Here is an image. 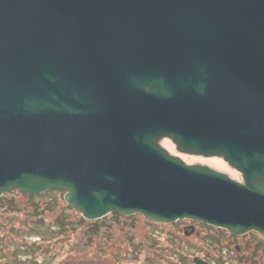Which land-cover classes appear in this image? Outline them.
Instances as JSON below:
<instances>
[{"label":"water","instance_id":"95a60500","mask_svg":"<svg viewBox=\"0 0 264 264\" xmlns=\"http://www.w3.org/2000/svg\"><path fill=\"white\" fill-rule=\"evenodd\" d=\"M164 137L239 171L264 160V0H0V196L264 235L262 182L186 164Z\"/></svg>","mask_w":264,"mask_h":264},{"label":"rangeland","instance_id":"374dc122","mask_svg":"<svg viewBox=\"0 0 264 264\" xmlns=\"http://www.w3.org/2000/svg\"><path fill=\"white\" fill-rule=\"evenodd\" d=\"M189 157L181 156L185 163L217 168L205 158ZM31 194L12 189L0 196V264H194V257L208 264H264L259 232L233 236L186 219L155 228L139 214L92 221L64 201L65 191ZM60 217L63 224L53 225ZM190 224L192 233L186 236L183 229Z\"/></svg>","mask_w":264,"mask_h":264},{"label":"bare ground","instance_id":"6f19581e","mask_svg":"<svg viewBox=\"0 0 264 264\" xmlns=\"http://www.w3.org/2000/svg\"><path fill=\"white\" fill-rule=\"evenodd\" d=\"M263 124V123H262ZM226 135H224V137H225ZM236 136L238 137L239 136V133H236ZM226 139H227V137H226ZM253 141H254V138H253ZM159 144L161 145V147H162V149L163 150H165L170 156H173V157H176V156H178V157H180L181 158V156H183V157H187V155H190V157H197V159L200 157V159L202 160V158H205L204 160H206V161H208L209 163L210 162H212V163H214L216 166H217V168L215 169V168H213V167H211V166H208V165H206V164H202V163H197V164H195V165H202V166H207L209 169H211V170H213V171H215V172H217V173H219V174H225L226 176H228L232 181L234 180V181H236V182H238L239 184H244L243 183V176H246V177H248L249 176V179L251 180V181H253L254 183L256 182V181H259V182H262V184H264V179L262 178L263 176L262 175H264V160H262V158L261 157H259L258 156V160H260V163H259V165H250V167L249 168H244L243 169V171H239L238 170V168L236 169L234 166L232 167L231 165H230V163L229 162H227L228 160L225 158V157H219V156H210V157H205V156H203V155H196V154H189V153H186V152H181V151H179L178 149H177V145L173 142V141H171V139H169V137H164V138H161L159 141ZM214 143V145H217V143H218V141H216V142H213ZM166 144H167V146H166ZM211 144V142H209V145ZM212 145V144H211ZM249 145V144H248ZM171 148H172V150H173V152L171 151ZM245 154H247V156H249V157H247V159L248 160H252L251 162H254L255 161V157H256V155L254 154V152H251V151H245ZM243 156H244V154H243ZM189 157V158H190ZM244 157H246V156H244ZM182 159V158H181ZM208 159V160H207ZM183 160V159H182ZM240 161V163H243V161L240 159L239 160ZM245 162V161H244ZM185 163V162H184ZM245 163H247V162H245ZM244 163V164H245ZM186 164H189V163H186ZM249 164H251V163H249ZM246 166L248 165V164H245ZM225 171V172H224ZM129 177V180L130 181H132L135 177L133 176V174H131V175H125V177ZM239 177V179H237L236 177ZM128 177H127V180H128ZM156 181V182H155ZM145 182H147V184H148V187L147 188H149L150 190H152V191H155V190H157V191H162V190H164L163 189V187H164V185L162 184L161 185V183L159 182V181H157V180H154L153 182H151V181H149L148 179H146L145 178ZM200 188V187H199ZM193 190H195L193 193H192V196H196V195H198V194H200V193H204L205 191H204V189H200V190H197V188H192L191 190H190V192H192ZM18 191V190H17ZM262 191L264 192V185L262 186ZM23 193V192H22ZM28 194V193H27ZM187 195V194H186ZM204 195H205V193H204ZM170 197H172V195L170 196ZM197 198V197H196ZM199 199V201L200 200H202V198L200 199V198H198ZM68 203V202H67ZM70 205V204H69ZM235 205H237V204H235ZM226 210L224 211V213L225 214H227V215H229V216H231L232 214H233V212L231 211L233 208L231 207V205L229 204V206H227L226 205ZM231 209V210H230ZM262 210V209H261ZM260 210V211H261ZM79 212V211H78ZM80 213V212H79ZM229 213H231V214H229ZM82 214V213H81ZM109 214H117V212H111V213H107V214H104V215H101V216H99V218H90V219H86V220H92V221H97V220H100V218H104L105 216H107V215H109ZM124 215V216H126V217H130V216H133L134 214H139V215H141V217H142V219L145 221V222H147L148 224H149V222L151 223V224H149V225H152L153 227H155V228H159V227H161V224H165L166 226H170V224H173V223H176L177 221H171V220H167V221H163V220H160V219H156V220H154V219H151V218H148L146 215H144L142 212H135V213H133L132 215H127V214H124V213H120V215ZM262 215H264V214H262ZM83 216V215H82ZM233 217V219L238 223V224H240L241 226H247V225H256L257 223H256V220L254 221L253 219H249L248 217H244V216H238V215H232ZM186 220H188V219H186ZM191 220V219H190ZM189 220V221H190ZM179 221V220H178ZM195 224L197 223V224H202V226L204 225V226H211V227H216V226H212V225H209L208 223H206V222H204V221H199V220H192ZM235 221H233V222H235ZM193 223V224H194ZM218 228V227H217ZM189 229V230H188ZM193 229V227L191 226V224H190V226H188V227H185L184 228V230L183 231H185V234L184 235H186V236H189V235H191V230ZM225 229V228H224ZM227 230V229H226ZM229 232V231H228ZM248 232H251V231H248ZM231 233V232H230ZM232 234V233H231ZM242 235H244V234H242ZM233 236H235V235H233ZM122 249L123 248H118V252L120 253V252H122ZM124 253H125V251H123ZM194 258H198V257H194ZM194 258H193V262H194ZM199 259V258H198ZM202 261V260H201ZM194 264H196L195 262H194Z\"/></svg>","mask_w":264,"mask_h":264},{"label":"trees","instance_id":"16d2710c","mask_svg":"<svg viewBox=\"0 0 264 264\" xmlns=\"http://www.w3.org/2000/svg\"><path fill=\"white\" fill-rule=\"evenodd\" d=\"M20 193H22V192H20ZM23 194H25V193H23ZM29 195V194H28ZM31 195H33V194H31ZM31 195H30V197H31ZM68 208L69 207H71V206H67ZM81 218V217H80ZM62 218L60 217V218H58V219H56V220H54V222H53V225H55V224H57V225H61V224H63L62 223V221H60ZM79 221L81 222V220L79 219ZM40 222L41 223H43L44 221H42V220H40ZM33 226V225H32ZM34 226L32 227V228H27V232L29 231V232H33L34 231ZM184 230V229H183ZM28 232V233H29ZM184 234H185V231H184ZM12 238V237H11ZM21 244L23 243V245L26 247V248H28L29 249V244L28 243H26L24 240H21V242H20ZM19 242H18V244H20ZM171 246V245H170ZM86 258V257H85ZM118 258V257H117Z\"/></svg>","mask_w":264,"mask_h":264}]
</instances>
